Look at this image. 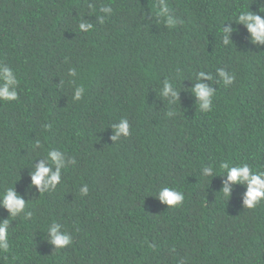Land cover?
<instances>
[{"label":"trees","instance_id":"1","mask_svg":"<svg viewBox=\"0 0 264 264\" xmlns=\"http://www.w3.org/2000/svg\"><path fill=\"white\" fill-rule=\"evenodd\" d=\"M166 2L172 28L158 0H0V63L20 81L18 99L0 103V193L13 187L32 213L0 207L10 224L0 264H264V200L248 209L246 184L225 198L227 173L202 176L210 164L222 174L221 162L264 171V45L235 21L264 0ZM221 68L231 85L215 83ZM200 71L214 81L200 80L216 92L208 112L192 91ZM121 118L130 135L113 140ZM52 149L66 170L41 194L31 174ZM163 187L183 192L180 207L159 201ZM53 222L72 238L58 251Z\"/></svg>","mask_w":264,"mask_h":264},{"label":"clouds","instance_id":"2","mask_svg":"<svg viewBox=\"0 0 264 264\" xmlns=\"http://www.w3.org/2000/svg\"><path fill=\"white\" fill-rule=\"evenodd\" d=\"M91 8L92 6L89 5ZM153 12L156 16L162 17L167 27L172 28L176 24V20L169 15L170 8L166 0H158V3L152 6ZM104 13L111 14V7H104L101 9ZM236 23L244 25L247 32L250 34V40L253 44L264 45V7H260L257 13H253L246 8L235 19ZM100 22L103 23V17H100ZM93 29V25L80 23L79 30L82 32H88ZM233 29H223L222 30V44L225 46L231 45L229 39L230 33ZM75 69H69L68 75L70 77L76 76ZM217 75L220 80L215 81V83L223 82L225 86L231 85L235 79L233 75L229 76L227 71L223 68L217 70ZM207 79L213 81V76L211 74L205 75L204 71H200L196 74L195 87L192 90L196 97H198L200 104L199 108L202 112L211 111V106L213 103V98L215 93L209 86L200 83V80ZM214 82V81H213ZM70 84H75L74 81H69ZM20 85L14 71L5 64L0 63V103H10L18 99L17 89ZM11 89V90H10ZM163 96L171 99L168 101L169 104L175 103L178 90L175 89V84L168 79H165L162 84ZM85 92L83 85L75 87V101H80L82 95ZM173 112H168L169 116H172ZM116 130V136L112 139L115 140L119 136L128 137L130 135V126L126 119L121 118L118 126L113 125ZM35 148H42V145L38 141ZM66 155L63 151L52 149L47 151L46 159L49 166H45L42 161L37 167L34 173L31 174V184L40 190L41 194L54 191L57 185L61 182L62 171L66 170L64 165L63 157ZM74 162V161H73ZM55 167V172L51 171V167ZM219 170L222 174L216 172V167L214 165H206L203 167L202 176L207 178L212 175L222 176L227 173V179L224 182L222 188V194L225 198H229L231 189L229 184H246L247 191L244 196L243 203L246 208L254 209L262 200H264V171H253L252 168L247 163H242L235 166H230L228 162H221L219 165ZM82 195L88 194V186L85 185L81 190ZM158 197L159 201L167 204L169 208H176L182 205L184 201V195L182 191L175 188L163 187L155 195ZM25 200L19 196L13 187L8 188L6 191L0 193V207L7 210L11 218H15L18 215L23 214L25 219H31L32 213L30 211H25L26 209ZM9 219L0 222V251L7 252L9 250ZM47 232L50 235V242L55 245L56 251L64 249L71 245L72 238L67 233H61L60 225L56 222L48 227Z\"/></svg>","mask_w":264,"mask_h":264}]
</instances>
